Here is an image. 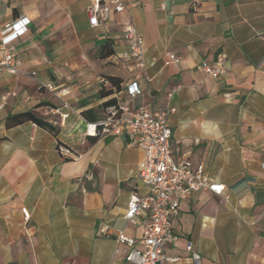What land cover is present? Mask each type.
I'll use <instances>...</instances> for the list:
<instances>
[{
	"label": "crops",
	"instance_id": "0c3cea01",
	"mask_svg": "<svg viewBox=\"0 0 264 264\" xmlns=\"http://www.w3.org/2000/svg\"><path fill=\"white\" fill-rule=\"evenodd\" d=\"M122 1V12L92 26L89 0H0V34L18 16L29 20L9 41L18 72L0 70L1 264H131L115 235L137 239L148 220V211L124 218L130 195L148 191L136 175L143 149L114 132L90 141L81 120L101 119L111 97L174 107L173 159L202 162L224 184L227 198L198 190L180 201L171 215L180 246L165 251L185 255L190 238L202 264H264V0H200L196 10L192 0ZM128 23L142 34V66L124 56ZM107 41L113 53L100 57ZM219 57L225 73L215 79L202 63ZM101 78L108 96L99 95ZM130 84L140 92L130 96ZM27 110L53 130L5 124ZM58 142L72 156L62 157Z\"/></svg>",
	"mask_w": 264,
	"mask_h": 264
},
{
	"label": "built area",
	"instance_id": "2783aa9c",
	"mask_svg": "<svg viewBox=\"0 0 264 264\" xmlns=\"http://www.w3.org/2000/svg\"><path fill=\"white\" fill-rule=\"evenodd\" d=\"M200 0H192V7L197 9ZM125 4L122 0H89L86 7L89 24L98 25L107 20L111 11L122 12ZM28 18L24 15L14 18L5 25L0 34V70L18 72V59L11 37L22 35L27 30ZM128 49L126 58L133 59L138 66L143 65L142 34L133 23H128L124 30ZM168 61L178 62L173 53H166ZM205 72L212 78H219L225 73L222 58L214 65L202 63ZM34 74V73H32ZM104 87H111L109 81L101 78ZM50 87V86H49ZM130 96L140 91L135 84L128 86ZM6 95L1 97L0 107L5 103ZM66 107V103H64ZM174 107L149 108L139 105L131 108L125 103L116 102L104 108V116L96 121L81 117L86 135L97 136L105 132L125 134L129 141L141 147L143 160L138 166L137 176L148 187L144 195L131 194L124 213V218L133 221L138 214L148 211V220L143 223L139 238H133L118 232L115 239L128 245L126 260L131 264H202L200 254L194 248L190 238L182 242L185 255L169 254L167 245L180 246V238L171 224V215L176 214L179 203L188 194L198 190H208L216 195H224V184L213 180L207 173L204 163H192L189 160H175L171 155L169 116ZM68 112L62 113L67 118ZM35 125V123H32ZM57 150L62 157L72 156L69 146L60 143ZM24 220L30 218L27 207H21ZM1 264V262H0Z\"/></svg>",
	"mask_w": 264,
	"mask_h": 264
},
{
	"label": "trees",
	"instance_id": "16d2710c",
	"mask_svg": "<svg viewBox=\"0 0 264 264\" xmlns=\"http://www.w3.org/2000/svg\"><path fill=\"white\" fill-rule=\"evenodd\" d=\"M113 53V48L111 46V43L109 41H107L106 43H104L103 45H101L100 47V51H99V56L100 57H106L109 56ZM108 79L110 80L111 84L116 88L119 89V83L120 80L118 78H114V77H108ZM113 92L111 87H103L100 92L99 95L100 96H108ZM116 103V99L114 97L109 98L108 100H106L104 102V104L106 106H110ZM25 120H32L35 123H37L38 125H40L43 128H46L48 130H53V125L45 120H43L42 118H39L38 116H36L33 112H31L30 110L27 111H23V112H19L16 114H12V115H8L6 118V122L5 124L7 126H12V125H16L20 122H23ZM96 138V136H89L90 141H94ZM61 142H58V144H60Z\"/></svg>",
	"mask_w": 264,
	"mask_h": 264
}]
</instances>
